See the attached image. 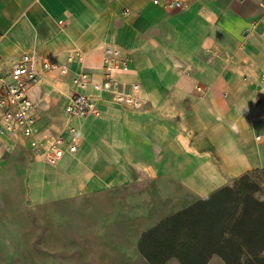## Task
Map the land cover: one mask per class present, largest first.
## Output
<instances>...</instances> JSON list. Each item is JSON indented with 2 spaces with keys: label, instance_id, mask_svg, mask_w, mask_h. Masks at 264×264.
<instances>
[{
  "label": "crops",
  "instance_id": "1",
  "mask_svg": "<svg viewBox=\"0 0 264 264\" xmlns=\"http://www.w3.org/2000/svg\"><path fill=\"white\" fill-rule=\"evenodd\" d=\"M105 49L119 64L111 80ZM74 52L82 60L68 62ZM25 54L40 75L29 96L41 135L72 139L76 151L50 166L11 128L0 133V174L23 164L28 207L51 222L39 239L72 264H149L143 233L242 175H264V0H190L169 12L151 0H0V87ZM111 90L141 101L114 102ZM78 92L99 115L67 118ZM215 259L224 264H207Z\"/></svg>",
  "mask_w": 264,
  "mask_h": 264
},
{
  "label": "trees",
  "instance_id": "2",
  "mask_svg": "<svg viewBox=\"0 0 264 264\" xmlns=\"http://www.w3.org/2000/svg\"><path fill=\"white\" fill-rule=\"evenodd\" d=\"M249 174L178 213L140 237L138 249L149 264H264V189Z\"/></svg>",
  "mask_w": 264,
  "mask_h": 264
},
{
  "label": "built area",
  "instance_id": "3",
  "mask_svg": "<svg viewBox=\"0 0 264 264\" xmlns=\"http://www.w3.org/2000/svg\"><path fill=\"white\" fill-rule=\"evenodd\" d=\"M151 2L161 10L169 12L187 9L190 0H151ZM74 60L81 61L82 56L78 52L69 54L67 61L73 62ZM103 63L104 78L111 80L113 70L118 68L119 64L118 60L112 56L110 49L104 50ZM120 63V67L126 66L125 61H120ZM41 66L45 71L60 69L58 64L50 61L43 62ZM7 77V82L2 83L0 87V114L2 120L0 133L16 128L20 136L27 140L29 148L36 154L42 155L45 162L50 166L57 165L65 154H73L76 147L72 139L66 142L63 136L43 137L41 135L34 105L29 96L30 88L40 81V75L35 70L34 58L29 54L23 55L9 71ZM0 81L3 80L0 78ZM75 82L83 89L90 84L91 76L82 73L77 76ZM195 90L199 93L203 92V89L199 86H195ZM111 93L113 95L112 101L121 102L125 105L134 106L136 102L141 101L119 90H111ZM64 113L69 120H79L88 116L99 115L100 110L89 96L78 92L71 96L64 108ZM66 132L68 135L74 136L76 129L70 126Z\"/></svg>",
  "mask_w": 264,
  "mask_h": 264
},
{
  "label": "rangeland",
  "instance_id": "4",
  "mask_svg": "<svg viewBox=\"0 0 264 264\" xmlns=\"http://www.w3.org/2000/svg\"><path fill=\"white\" fill-rule=\"evenodd\" d=\"M18 148L16 154L20 158L25 156L26 148L22 145ZM22 165L11 163L8 170L0 174V264H72L71 253L61 254L60 251L56 253L53 249L48 250L54 246L50 238L43 243L40 241V234L49 232L51 222L47 219L41 225L37 208L28 207L27 190H21L18 185ZM248 181L256 182L264 189V175L252 172ZM165 264L179 262L171 258ZM209 264L222 262L215 259Z\"/></svg>",
  "mask_w": 264,
  "mask_h": 264
}]
</instances>
